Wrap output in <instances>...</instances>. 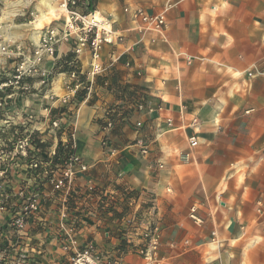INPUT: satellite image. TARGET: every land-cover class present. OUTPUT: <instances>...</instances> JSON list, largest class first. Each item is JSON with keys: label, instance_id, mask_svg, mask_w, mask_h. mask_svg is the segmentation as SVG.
<instances>
[{"label": "crops", "instance_id": "1", "mask_svg": "<svg viewBox=\"0 0 264 264\" xmlns=\"http://www.w3.org/2000/svg\"><path fill=\"white\" fill-rule=\"evenodd\" d=\"M127 7L165 11L164 36L137 29ZM96 8L120 37L102 51L103 73L89 75L90 55L77 58L74 43L63 42L43 64L50 85L39 90L30 80L32 94H15L9 114L33 116L30 129L48 145L74 134L89 168L77 181L82 190L92 183L134 191L143 205L154 200L157 263L240 264L243 240L259 239L264 253V0H98ZM55 118L57 135L49 131ZM192 137L198 146L186 163ZM193 207L202 224L191 219ZM123 226L92 217L79 239L123 250L120 264H146L120 240Z\"/></svg>", "mask_w": 264, "mask_h": 264}, {"label": "built area", "instance_id": "2", "mask_svg": "<svg viewBox=\"0 0 264 264\" xmlns=\"http://www.w3.org/2000/svg\"><path fill=\"white\" fill-rule=\"evenodd\" d=\"M60 6L66 13L65 19L43 30L38 43L29 51L25 52L20 45L13 49L14 52L0 46L1 55L22 58L12 79L0 83V136L12 127L15 140L0 147L3 157L10 158L6 174L13 168H21L20 177L14 170L15 174L6 175L0 182V264H120L123 250H115L116 255H113L92 241L79 239L92 217L101 223L106 216L124 224L119 233L125 247L137 248L146 264H159L154 258L159 245L152 217L156 209L154 200L150 198L143 205L134 191L108 192L92 183L82 190L77 181L89 168L76 152L74 134L65 131L67 140L48 145L44 133L30 129L36 123L33 116L20 120V116L9 114L15 94H32L35 87L30 80H38L39 90L50 85L52 71L43 68V64L53 60L59 44L73 42L77 58L88 53L91 57L89 75L96 77L104 71L101 63L104 47L120 40L112 20L97 8L80 11L76 0H61ZM124 12L131 16L141 32L155 31L164 36L165 11L150 15L142 8L127 7ZM71 78L75 79L76 74ZM61 123L59 118L51 120L49 131L57 135L62 131ZM172 123L168 120L169 126ZM108 127H112L111 123ZM137 145L144 155L148 153L149 146L144 140L137 141ZM189 146L190 151L181 156L186 163L198 146L197 138H190ZM90 202L94 210L85 206ZM190 217L196 224L203 223L195 207ZM213 238L215 242V232ZM51 247L62 253L51 256Z\"/></svg>", "mask_w": 264, "mask_h": 264}, {"label": "rangeland", "instance_id": "3", "mask_svg": "<svg viewBox=\"0 0 264 264\" xmlns=\"http://www.w3.org/2000/svg\"><path fill=\"white\" fill-rule=\"evenodd\" d=\"M43 1L44 0H0V46H6L9 51H13L16 46L20 45L27 51L28 48L38 43L36 37L38 36L39 40L43 30L57 24V22L61 23V21L65 19L66 13L63 8V12H59L57 16L48 15L47 17L50 18L49 20H47V17L44 18V20L41 19L42 12L48 13L42 3ZM76 1L78 9L80 11H86L88 0ZM21 3L25 5L20 7ZM60 4L61 0L53 1V5L56 8H61ZM21 61V57L17 58L13 54L8 58L0 54V73H2L0 76V83L12 79ZM9 73L11 75L7 76ZM1 118L0 115V119ZM9 141L12 143L15 142L12 127L8 128L6 133L0 136V147L2 148L4 144H11L8 143ZM9 159L10 158H4L0 150V182L4 181L6 175L15 174V171H18V177L21 176L20 167H18L17 170L13 168L12 171L6 174V168L10 166ZM243 241L245 246L241 253L237 254L239 255L240 264H264V253H262L260 249V240Z\"/></svg>", "mask_w": 264, "mask_h": 264}, {"label": "bare ground", "instance_id": "4", "mask_svg": "<svg viewBox=\"0 0 264 264\" xmlns=\"http://www.w3.org/2000/svg\"><path fill=\"white\" fill-rule=\"evenodd\" d=\"M53 1L54 0H44L42 3H43V5L45 6V8H46V10L48 11V13H45V12H42V17H41V19H43L44 20V18H46L48 15H54V17L55 16H57L58 14H59V12H63V9H62V7L60 8H56L54 5H53ZM22 5H25L24 3H21V5H20V7L22 6ZM56 5V4H55ZM53 17V18H54ZM58 18V17H57ZM50 18H48L47 17V20H49ZM39 23V22H38ZM35 25H37V24H35ZM36 41H38V36L36 37Z\"/></svg>", "mask_w": 264, "mask_h": 264}, {"label": "trees", "instance_id": "5", "mask_svg": "<svg viewBox=\"0 0 264 264\" xmlns=\"http://www.w3.org/2000/svg\"><path fill=\"white\" fill-rule=\"evenodd\" d=\"M98 0H88V5H87V8H86V11H92V10H95L96 9V4H97ZM63 71H68V68L65 67L63 69ZM115 81V80H114ZM124 92H126L124 90Z\"/></svg>", "mask_w": 264, "mask_h": 264}]
</instances>
